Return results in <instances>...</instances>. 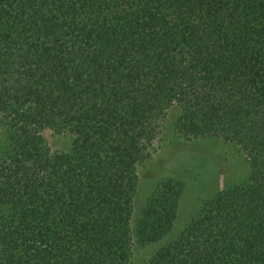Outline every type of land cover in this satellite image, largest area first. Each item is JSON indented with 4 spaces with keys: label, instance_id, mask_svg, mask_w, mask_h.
Segmentation results:
<instances>
[{
    "label": "trees",
    "instance_id": "trees-1",
    "mask_svg": "<svg viewBox=\"0 0 264 264\" xmlns=\"http://www.w3.org/2000/svg\"><path fill=\"white\" fill-rule=\"evenodd\" d=\"M172 109L245 170L181 223ZM0 125V264H264V0H0Z\"/></svg>",
    "mask_w": 264,
    "mask_h": 264
},
{
    "label": "rangeland",
    "instance_id": "rangeland-1",
    "mask_svg": "<svg viewBox=\"0 0 264 264\" xmlns=\"http://www.w3.org/2000/svg\"><path fill=\"white\" fill-rule=\"evenodd\" d=\"M175 115L172 109L166 116L164 137L156 146L151 158L139 168V186L136 192L138 205L156 180L173 177L185 183L177 210V221L181 223L194 210L202 194L241 179L245 172L242 158L231 146L211 139L183 140L170 127ZM3 130L0 125V139ZM50 146L57 140L45 133ZM151 247H136L132 263L139 262L149 253Z\"/></svg>",
    "mask_w": 264,
    "mask_h": 264
}]
</instances>
